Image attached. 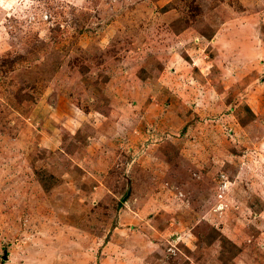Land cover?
I'll return each mask as SVG.
<instances>
[{
    "label": "rangeland",
    "instance_id": "rangeland-1",
    "mask_svg": "<svg viewBox=\"0 0 264 264\" xmlns=\"http://www.w3.org/2000/svg\"><path fill=\"white\" fill-rule=\"evenodd\" d=\"M0 264H264V0H0Z\"/></svg>",
    "mask_w": 264,
    "mask_h": 264
}]
</instances>
